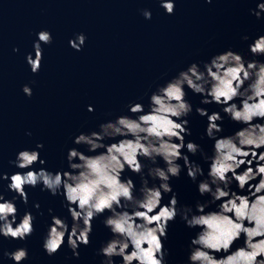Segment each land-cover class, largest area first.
Returning <instances> with one entry per match:
<instances>
[{
    "label": "water",
    "instance_id": "1",
    "mask_svg": "<svg viewBox=\"0 0 264 264\" xmlns=\"http://www.w3.org/2000/svg\"><path fill=\"white\" fill-rule=\"evenodd\" d=\"M258 3L264 0H174L175 10L169 15L160 0H0V193L8 200L16 197L17 223L25 212L35 218V231L25 240L0 236V264H14L2 252L21 247L28 250L22 264H102L106 258L100 248L112 238L110 229L103 224L109 212L92 221L90 243L79 246V257L68 247L67 236L62 247L49 256L43 242L52 216L64 219L69 231L73 223L64 196L42 191V184L26 186L25 204L8 189L10 179H2V174L10 177L40 168L53 174L71 171L69 149L93 154L88 153L87 146L74 143L76 136L98 132L100 124L119 116L135 118L138 114L130 112L131 104L141 103L148 111L152 92L192 63L203 68L204 62L227 50L246 61L264 62V56L254 57L249 49L256 38L264 35V14L257 19L251 12ZM144 10L151 12V19L144 17ZM41 31L51 33L52 42L41 44V67L33 73L26 57L32 54L35 58L33 45ZM79 34L86 40L77 51L69 41ZM244 36L248 39L244 40ZM25 85L32 89L30 97L22 90ZM185 91L193 107L186 117L191 134L185 136V144L194 142L211 156L214 141L206 135L207 117L198 115L196 108H206L209 114L220 112L224 131L217 133L218 137L234 134L241 125L231 121L222 106L202 104V95L187 87ZM89 106L94 110L88 111ZM112 142L116 141H104ZM37 144L43 147L37 148ZM22 150L38 151L45 164L17 168L10 161H15ZM183 153L199 164L205 175L193 181L187 176L184 161H177L182 166L180 177L170 179L172 193L164 194L162 205L175 194L178 209L191 207L195 213L197 202L211 199L198 192V183L207 177L209 162L200 152H187L186 147ZM141 162L150 164L143 158ZM158 166L164 167V162L158 160ZM144 177L149 186L160 183L147 176V168ZM124 178L133 180L135 194L139 195L141 176L126 170ZM232 187L237 188L235 182ZM36 204L40 207L36 208ZM198 230L187 227L180 215L169 223L163 240L165 264H189L190 241ZM237 246H243V237L233 250ZM113 259L115 264H122V258Z\"/></svg>",
    "mask_w": 264,
    "mask_h": 264
},
{
    "label": "clouds",
    "instance_id": "2",
    "mask_svg": "<svg viewBox=\"0 0 264 264\" xmlns=\"http://www.w3.org/2000/svg\"><path fill=\"white\" fill-rule=\"evenodd\" d=\"M160 6L167 14L174 13V0H160ZM251 12L260 19L264 3H258ZM143 15L151 19L150 11L144 10ZM37 35L33 45L35 58L32 54L26 57L33 73L41 67V44L52 42L48 31ZM85 40L79 34L69 44L79 51ZM249 49L254 57L264 56V35L256 38ZM185 87L202 95V104L222 106L223 113L241 125L234 134L218 137L217 133L224 131L220 112L209 114L206 108H196L198 115L207 117L206 135L214 141L211 156L194 142L185 144V136L191 134L186 117L193 111ZM22 90L25 95H32L28 85ZM93 110L89 106L88 111ZM129 110L138 115L119 116L100 124L98 132L76 136L74 143L87 146L88 153L93 154L69 149L71 171L53 174L40 168L16 172L10 177L2 174V179H10L8 189L25 204L26 186L35 188L42 184V191L64 196L73 223L69 231L64 219L52 216L43 242L46 253L55 254L67 236L68 247L79 257V246L90 243L92 221L107 211L110 215L103 224L110 229L112 238L100 248V254L106 258L102 264H115L114 257L122 258V264H165L163 240L167 238L169 223L177 215L187 227L199 229L190 241L189 264H264V123L259 122L264 121V62L246 61L240 54L227 50L204 62L203 68L192 63L159 86L150 96L148 111L141 103L131 104ZM105 140L116 142L106 144ZM185 147L193 155L200 152L209 162L207 177L198 183V192L211 199L197 202L195 213L191 207L178 209L175 194L168 204L162 205L164 194L172 193L170 179L180 177L182 166L177 161H184L187 176L193 181L205 175L203 168L183 153ZM141 158L150 164L142 163ZM158 160L165 166H158ZM10 163L19 169H31L45 161L36 150H22ZM242 166L243 171H239ZM145 168L147 176L160 181L158 185L149 186ZM126 170L141 176L139 195L135 194L131 178L122 179ZM234 182L236 189L232 187ZM15 199L8 200L0 193V236L23 241L35 231V218L25 212L17 223ZM241 237L243 246L233 250ZM2 254L14 264H22L28 258V250L23 247Z\"/></svg>",
    "mask_w": 264,
    "mask_h": 264
}]
</instances>
